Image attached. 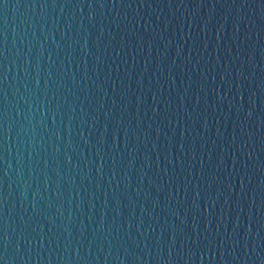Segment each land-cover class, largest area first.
I'll list each match as a JSON object with an SVG mask.
<instances>
[{
  "label": "water",
  "instance_id": "95a60500",
  "mask_svg": "<svg viewBox=\"0 0 264 264\" xmlns=\"http://www.w3.org/2000/svg\"><path fill=\"white\" fill-rule=\"evenodd\" d=\"M0 264H264V0H0Z\"/></svg>",
  "mask_w": 264,
  "mask_h": 264
}]
</instances>
